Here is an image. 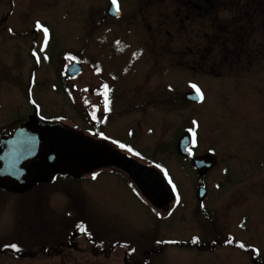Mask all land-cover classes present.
I'll list each match as a JSON object with an SVG mask.
<instances>
[{
	"label": "rangeland",
	"instance_id": "obj_1",
	"mask_svg": "<svg viewBox=\"0 0 264 264\" xmlns=\"http://www.w3.org/2000/svg\"><path fill=\"white\" fill-rule=\"evenodd\" d=\"M110 1L0 0V16L11 12L18 34L29 27L26 67L36 72L32 94L42 116L85 128L78 114L86 90L112 89L109 142L159 169L175 199L168 212L153 207L126 173L110 166L81 179L58 175L22 195L0 192V240L7 234L33 254L44 234L55 238L76 219H90L95 234L117 249V242L141 251L155 239L168 242L157 264H250L231 248L220 255L169 243L210 244L219 220L235 223L246 211L254 230L238 238L264 246V227L256 228L264 218V0H117L120 22L107 16ZM13 39L16 102L21 75L26 96V46ZM71 58L82 60L83 73L68 85L61 73ZM195 85L205 95L201 104L185 98ZM186 134L197 137V157L217 156L204 177L177 152ZM200 186L207 189L202 201ZM116 254L108 264H120L122 252ZM31 256L14 264L49 263Z\"/></svg>",
	"mask_w": 264,
	"mask_h": 264
},
{
	"label": "flooded vegetation",
	"instance_id": "obj_2",
	"mask_svg": "<svg viewBox=\"0 0 264 264\" xmlns=\"http://www.w3.org/2000/svg\"><path fill=\"white\" fill-rule=\"evenodd\" d=\"M112 1L108 5L106 10L107 16L111 21H118L120 22L122 19L123 8L120 1H117L119 6V16L117 18H113L109 16V9L111 7ZM9 5V4H8ZM2 13V12H0ZM23 29V28H22ZM38 35V32H36ZM14 37H17L20 41H22L25 46V60H26V80H27V87H26V96L24 95V76H20V80L17 81V85L20 88V96L19 91L17 90L16 102L14 99V77H13V41ZM42 46V42L38 40V45ZM30 33L29 27L26 26V29L23 31L21 30L18 34L15 31L12 25V16L11 12H7L5 17L3 14L0 16V138L3 136L13 134L17 128L25 124L30 115H32L35 111V105L39 107V105L35 102L32 90L34 86L35 80V69L29 72V68L26 67L30 60ZM33 58L36 62V66L39 65V57L36 54V50L33 52ZM78 61L82 64V60L71 58L66 61L63 66L62 75L64 76V81L66 84L70 85L74 82L75 78H69L67 76V71L69 67L75 62ZM83 65V64H82ZM22 67V65H21ZM24 74V73H22ZM33 77V80H32ZM32 80V87H31V95L33 98L34 104L30 100V86ZM107 90V97H105L104 93ZM109 88L105 89H87L86 91L89 92V98L83 101L81 104V112L83 114H78L79 120H81L85 124V128H80L78 126H70L62 122V120H55V119H47L49 122H57L65 125L66 127L78 131L83 135L92 137L96 140H104L109 142L107 136L109 135L107 131V124L109 116L114 113L115 106H112V101L116 96L114 93H110ZM68 91V89H67ZM69 95V94H68ZM72 99L73 107L77 113L78 110L75 107V97L74 94L69 95ZM91 96V97H90ZM94 97V98H93ZM109 101L107 104V108L105 107V99ZM96 100V102H94ZM111 103V105H110ZM30 107L33 109L32 114L30 113ZM107 109V110H106ZM95 112L96 118H93V113ZM39 114L41 117L42 114L40 112L39 107ZM44 118V117H43ZM50 118V117H49ZM110 143V142H109ZM121 152L128 154L129 156L133 157L127 149H121ZM137 160L136 157H133ZM68 170V167H66ZM72 170V169H69ZM94 172V171H92ZM91 173L88 171H73L72 173H65V174H58L63 176H71L75 179L83 178V174ZM82 174V176H80ZM56 175V176H58ZM55 177V176H54ZM55 179V178H53ZM131 179V178H130ZM132 180V179H131ZM54 181V180H53ZM52 183V182H51ZM201 187V186H200ZM1 193H7L6 191L0 190ZM9 194V193H7ZM220 213V208L217 209ZM166 210L165 212H168ZM201 212L203 211V207L200 208ZM264 212V211H263ZM221 217V216H220ZM249 214L244 211L243 216L241 217L240 221L238 222H231L230 224L221 222L217 225V229L215 232V239L210 244H206L205 242L202 243L199 240L197 242V246L194 244L191 245L189 243H184L185 248L197 249L198 252L203 253L200 251L199 248H210L209 252H216L222 255L224 249L231 248L234 249L235 253H241L242 256H245V259L249 261L250 264H264V246L263 245H255L251 241L248 242L243 238H238V236L243 237L242 231L246 233L249 231L254 230L253 223H249ZM91 220H84V219H76L73 223L66 225L64 227V233H59L58 235H54L55 238H46V234L44 237H40L39 246L36 247L37 252L33 254L27 253L26 246L20 245L18 242H15L11 239L4 237L1 241H5L6 243L0 245V264H14L16 263L17 259H24L26 256L30 257L31 255L34 257H38V260L44 259L45 261H49L48 264L54 262L53 264H108L107 261L111 257H116V253L122 252V260H120V264H157L158 257L164 253L162 247L164 244H167L165 241H158L154 240L151 241V246L148 250L141 251L138 249V246L131 243H122L127 246H122L121 242H117L119 249L116 247H111L110 244H114L113 241L111 243L105 242L108 237L100 238L98 235L95 234L94 229L92 227ZM261 222H257L256 228L259 230L262 229L260 226L264 227V218L260 220ZM90 223V224H89ZM231 231H230V230ZM235 230L234 232L232 230ZM63 230V229H62ZM67 230V232H65ZM238 231L240 233H238ZM223 239V240H222ZM54 241V242H51ZM49 242V243H44ZM189 242V241H188ZM38 243V244H39ZM44 243V244H43ZM37 243H33L34 246ZM15 245L16 248L13 249L11 246ZM243 245V247H241ZM179 246V245H178ZM123 247V248H121ZM155 247V248H154ZM180 247V246H179ZM189 248V249H191ZM34 250V248H32ZM32 251V250H31ZM31 256V257H32Z\"/></svg>",
	"mask_w": 264,
	"mask_h": 264
},
{
	"label": "water",
	"instance_id": "obj_3",
	"mask_svg": "<svg viewBox=\"0 0 264 264\" xmlns=\"http://www.w3.org/2000/svg\"><path fill=\"white\" fill-rule=\"evenodd\" d=\"M109 15L113 18L119 16L116 5H111ZM82 72V64L75 61L69 67L67 76L76 77ZM32 80L29 94L34 104ZM185 98L201 104L204 94L201 100L194 90L187 93ZM34 108V113L25 124L13 134L0 138V190L22 195L41 183L52 182V177L58 174L77 170L92 172L110 166L128 174L153 206L169 209L175 194L160 170L140 163L105 141L83 135L61 123L49 122L39 115L37 105ZM193 140L191 134L184 135L178 142L177 151L182 157L192 159L195 170L204 177L216 165L217 156L209 153L194 157L191 149ZM188 149H191V153ZM206 194V188H199L198 199L202 201Z\"/></svg>",
	"mask_w": 264,
	"mask_h": 264
},
{
	"label": "snow or ice",
	"instance_id": "obj_4",
	"mask_svg": "<svg viewBox=\"0 0 264 264\" xmlns=\"http://www.w3.org/2000/svg\"><path fill=\"white\" fill-rule=\"evenodd\" d=\"M112 3H113V5H116V12L117 13H119V6H118V4H117V0H112ZM44 31H45V33H47V29H44ZM194 88H195V92H196V94H198V96H199V99H203V94L201 93V91H200V89L198 88V87H195L194 86ZM104 95H105V97H107V90L105 91V93H104ZM109 103V101L107 100V98L105 99V105L107 106V104ZM107 110V109H106ZM93 118L95 119L96 118V116H95V112L93 113ZM193 142H195L194 140H193ZM120 147L121 148H123L124 147V145H120ZM129 151H131V149H129ZM188 151H189V153H191V149H188ZM13 249H15L16 248V246L15 245H12L11 246ZM241 247H243V245H241Z\"/></svg>",
	"mask_w": 264,
	"mask_h": 264
},
{
	"label": "trees",
	"instance_id": "obj_5",
	"mask_svg": "<svg viewBox=\"0 0 264 264\" xmlns=\"http://www.w3.org/2000/svg\"><path fill=\"white\" fill-rule=\"evenodd\" d=\"M197 242H199V240L198 239H192L191 241H189V242H184V243H189L190 245H191V247H192V245L194 244V246L193 247H195V246H197ZM168 243V242H167ZM184 243L183 242H176V241H172V242H170L169 244H175V245H179L180 246V248H185V245H184Z\"/></svg>",
	"mask_w": 264,
	"mask_h": 264
}]
</instances>
